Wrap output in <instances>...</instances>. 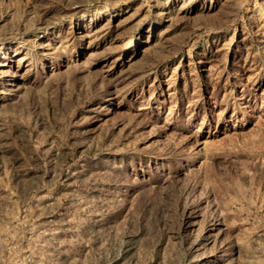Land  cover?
<instances>
[{
    "label": "rangeland",
    "instance_id": "1",
    "mask_svg": "<svg viewBox=\"0 0 264 264\" xmlns=\"http://www.w3.org/2000/svg\"><path fill=\"white\" fill-rule=\"evenodd\" d=\"M0 264H264V0H0Z\"/></svg>",
    "mask_w": 264,
    "mask_h": 264
}]
</instances>
